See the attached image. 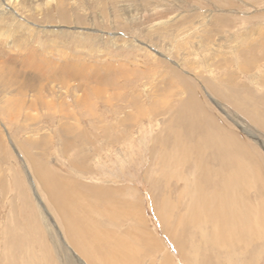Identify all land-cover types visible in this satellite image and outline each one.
I'll use <instances>...</instances> for the list:
<instances>
[{"label":"rangeland","instance_id":"374dc122","mask_svg":"<svg viewBox=\"0 0 264 264\" xmlns=\"http://www.w3.org/2000/svg\"><path fill=\"white\" fill-rule=\"evenodd\" d=\"M263 42L264 0H0V264H91L68 216L114 243L134 241L131 225L159 240L132 262L124 244L118 260L116 247L103 249L112 264H264L257 232L245 260L200 244L190 261L156 212L170 172L159 158L173 153L160 136L192 97L190 109L237 136L242 156L246 146L260 158L263 180ZM209 80L229 83L231 99Z\"/></svg>","mask_w":264,"mask_h":264},{"label":"bare ground","instance_id":"6f19581e","mask_svg":"<svg viewBox=\"0 0 264 264\" xmlns=\"http://www.w3.org/2000/svg\"><path fill=\"white\" fill-rule=\"evenodd\" d=\"M261 35L263 34L261 33ZM258 46L261 48L260 52L264 58V42ZM242 69L245 72L247 70L245 67ZM208 82L211 91L220 99H231V96L229 98L228 93L225 92L229 88V83L217 85L214 80ZM192 104H194V97L190 99V104L189 101L185 103L187 109H182L180 118L172 120L171 125L174 127L168 129L167 133L163 135L165 139L160 136V141L168 142L165 144L166 147L160 146V150H164L165 153L168 151L173 153L159 158L161 168H170V172H163L165 175L162 185L163 198L161 199V195L157 197L156 212L165 229L176 240L177 247L188 260L193 259L190 252L192 249L196 251L200 244L225 249L227 252H222V254L232 255L231 253L236 252L237 257L240 255L236 259L241 260L244 259L243 256L247 254L249 247L255 248V246H250L248 236L252 238V245L257 242L258 238L260 240L264 238V193L262 190H259L262 191L259 193L257 189L261 181L259 178L262 177L259 169L261 164L258 163L260 158L257 159L255 155L249 156L250 154L247 153L249 150L246 146L243 147V153L247 156H242L241 152L234 148V142L231 141V138L236 139L237 136H232L231 132L219 127L216 123L213 124L202 114L192 111L190 109ZM198 107L201 109L202 106ZM248 157L250 158L248 159ZM174 178L178 180L173 181ZM55 181L58 183L59 179ZM252 181L254 182L251 186L257 189L254 193L251 191L254 190L253 188L247 190ZM262 181L264 183V178ZM61 186L64 187L65 183H62ZM171 189L180 191L176 198L177 201L172 200L168 192ZM108 199L106 197V202H110ZM105 206L107 211L108 209L111 210V215L117 216L122 213L118 208H110L107 204ZM56 208L58 207L56 206ZM128 216H131L135 221L141 219V215L139 216L136 212ZM68 217L67 230L70 241L79 252L87 255L86 257L91 264H112L109 258L105 257L106 253L103 252V249L109 250L111 247H116L112 254H115L114 256L118 260L119 250L117 247L121 244L126 246V251H123L124 256L122 257L124 262H132L133 253L139 247L144 246V250L147 252L149 249L156 251L159 247V240L151 233L142 234L137 225H131L133 230H137L136 236L133 237L134 241L125 239L114 243V236L109 238V234L106 235V232L97 230L93 224L88 223V217L84 221L72 219L71 216ZM256 232L259 234L258 238H256V234L253 237V233ZM229 239L231 240L230 244ZM255 239L256 241H254ZM259 247L260 245H257L258 249ZM98 252L101 256L98 255ZM43 257L48 259L47 255H43ZM25 258L23 257L22 260L25 261ZM7 260L11 261V258ZM169 261L170 259L167 257L163 264H169ZM222 261L221 263L224 264ZM251 261L249 260L248 263L251 264ZM76 262L78 261L71 259L69 264H77Z\"/></svg>","mask_w":264,"mask_h":264}]
</instances>
